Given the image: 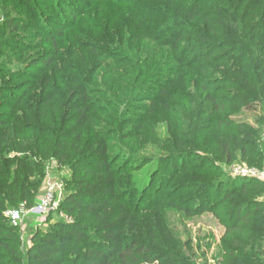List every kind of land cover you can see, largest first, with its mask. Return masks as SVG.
I'll return each instance as SVG.
<instances>
[{
	"label": "trees",
	"instance_id": "trees-1",
	"mask_svg": "<svg viewBox=\"0 0 264 264\" xmlns=\"http://www.w3.org/2000/svg\"><path fill=\"white\" fill-rule=\"evenodd\" d=\"M92 1L84 10L94 2L101 5L108 1L130 10L135 28H119L117 35L124 52L130 50V42L140 39L166 50L156 57L141 56V45L134 48V64L142 68L135 81H146L158 71L168 73L169 79L155 96L140 87L120 91L119 102L113 105L116 109L145 97L152 107L159 99V105L168 110L170 101L182 96L180 88L192 80L211 112L218 115L213 126V138L218 142H211L213 157L220 156L219 161L230 166L238 152L248 167H260L261 163L253 161L256 154L246 151L247 143L236 135L234 122L221 115L233 103V97H223L229 93L225 88L234 91V98L243 96L247 104H264V0ZM246 12L252 18L248 28L242 25ZM81 17L79 7L67 5L59 15L54 37L48 38L50 56L31 61L28 71L7 75L20 84L4 89L13 105L6 108L9 117H0V264H66L69 257L74 258L72 264H185L169 247L173 237L165 221L167 211L189 219L211 214L224 231L219 244L221 264H264V203L256 199L264 188L258 181L237 179L238 183L233 180L226 184L208 178L219 173L203 165H176L194 155L193 151L184 154V141L178 137L160 150L163 156L157 169L142 181L133 177L128 162L119 163L111 153L109 139L113 133H107L101 121L90 117L96 108L88 103L86 89L77 84L78 79L66 81L70 87L58 88L40 101L32 112L36 115L14 116L15 108L34 88L28 81L33 79L30 69L38 74L61 57L54 38H62ZM18 19H6L2 30L16 34L22 28ZM101 35H97L98 46H93L95 54L104 51L99 45L108 48L107 38ZM75 55L72 52L68 56L73 59ZM102 58L94 61L96 69ZM63 64L65 71L56 69L55 74L64 77L73 67L69 62ZM4 74L0 71V78ZM48 80L44 78L42 83L49 84ZM38 113L49 117H39ZM148 122H139L136 130L142 133L143 124ZM12 152L20 156L8 157ZM38 160H52L58 169L67 168L70 175L65 181L67 192L55 211V231L39 232L23 251L17 228L12 227L6 213L14 206L27 209L36 205L44 177L43 164ZM155 192L159 194L152 200Z\"/></svg>",
	"mask_w": 264,
	"mask_h": 264
},
{
	"label": "rangeland",
	"instance_id": "rangeland-1",
	"mask_svg": "<svg viewBox=\"0 0 264 264\" xmlns=\"http://www.w3.org/2000/svg\"><path fill=\"white\" fill-rule=\"evenodd\" d=\"M92 2V0H0V42L2 44L0 71L5 73V76L0 78V117H9V110L6 108L13 105V102L6 99L4 89L20 84L19 81L7 75L28 71L31 61L50 56L52 51L48 38L54 37L52 33L58 27L59 15L63 13V9L73 4L80 8L82 17L75 21L72 29L65 30L62 38H54L61 57L55 58L48 69L38 70V74L34 69H30L29 73L33 79L30 78L28 81H31L34 88L21 100L22 105L15 108L14 116L31 117L32 112L35 108L37 109L36 105L46 96L53 95L54 90L57 91L58 88L70 87L69 82L78 79L77 84H81L86 89L88 103L96 108L89 114L90 117L101 121L107 133H113V137L109 139L112 155L118 157L121 164L128 162L129 171L133 169L130 173L141 181L152 170L158 168V159L163 156L160 150L163 149L164 144L172 143L175 137L184 141V154L189 151H193L194 154L189 160L176 162V165H188V167L203 165L204 169L219 173V175L208 177L210 179H221L226 184H230L233 180L238 183L237 179H253L247 176L248 171H254L256 174L264 171V104L260 102L247 104L243 96L234 98L233 90L229 88H225L224 91L229 93H223V97H233V103L229 107L230 110L221 117H227L234 122L236 135L247 143L246 151L256 154L253 161L256 165L261 163L260 167H248V161L241 160L238 152L235 154L236 162L230 166L219 161L220 156L213 157L214 146L211 142L212 139L215 144L218 142L217 138H213L214 120L218 115L211 112L209 104L204 101L192 80L188 81L187 86L180 88L182 96L170 101L168 110L159 105V99H156V106L152 107L149 102L144 101L145 97L142 98L143 100L140 98L132 100L128 105L124 104L116 109L113 105L119 102L120 91L140 87V90L147 89V95L155 96L159 86L169 79L168 73L158 71L146 81L144 79L135 81V77L142 68L134 64L137 60L134 56V48L141 45L143 47L141 56L155 55L156 57L166 50L152 42L140 39V41L130 42L129 44L133 43L130 50L124 52L119 47L117 35L119 28L129 26L130 29L135 28L131 22L130 10L121 8L111 1L103 2L101 5L98 4L100 2H94L92 6L84 10L85 5L88 6ZM241 13L237 14V18L240 19ZM247 13H245L246 18L243 17L242 20V25L246 28L252 19L247 16ZM9 17L19 18L18 21L22 22V28L16 34L8 35L2 30L4 22ZM65 21L67 24L70 23L67 17ZM97 35L107 38L108 48L105 45H99L104 48V51L95 54L93 46H98ZM13 43L15 47L12 46ZM85 47L89 50L83 52ZM72 52L76 54L75 59L68 56ZM106 54L111 57L105 58ZM100 57H103V61L96 69L97 64L94 61ZM63 62L67 64L69 62L73 67L71 72H65L64 77L62 74H55L56 69L65 71ZM94 70L97 72L94 77H91L90 74ZM44 78H49V84L42 83ZM59 78L61 80L56 83L55 79L58 81ZM66 81L69 82L66 83ZM35 95L36 102L32 99ZM60 104L61 102L57 103V105ZM38 116L49 117L43 114L40 116L39 113ZM146 120L149 122L143 124V132L139 133L136 130L137 124ZM128 123L133 125L128 126ZM125 126L128 127L123 129ZM94 127L97 128V123H94ZM18 156L20 155L12 152L8 157ZM38 161L41 162V160ZM41 163L44 177L37 203L45 195L48 186H52L53 204L42 216L21 213L17 234L23 251L30 247L31 239L39 232L55 231L54 224L58 220L55 211L67 192L65 181L69 178V170L58 169L52 160ZM135 169L137 170L134 171ZM254 180L264 188L261 181ZM158 194L159 192H155L152 200ZM256 197L264 203V191ZM14 210H21V208L14 206L11 211ZM165 221L173 237V244L169 247L181 256L185 264H221L222 254L219 251V244L224 231L211 214L206 213L189 219L176 211H167ZM73 259L69 257L66 264H72Z\"/></svg>",
	"mask_w": 264,
	"mask_h": 264
},
{
	"label": "built area",
	"instance_id": "built-area-1",
	"mask_svg": "<svg viewBox=\"0 0 264 264\" xmlns=\"http://www.w3.org/2000/svg\"><path fill=\"white\" fill-rule=\"evenodd\" d=\"M247 176L253 179H258L264 184V171L260 174L254 173V171H248ZM52 186H48L45 195L42 199L31 208H21V210H14L6 213V217L10 220L12 227L18 228L21 222V213H26L30 216H42L46 214L48 209L53 204L54 191ZM264 260V256H263Z\"/></svg>",
	"mask_w": 264,
	"mask_h": 264
}]
</instances>
